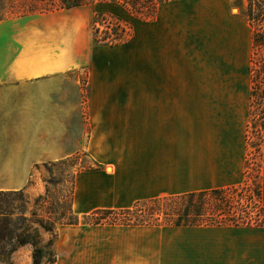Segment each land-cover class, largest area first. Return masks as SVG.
<instances>
[{
	"label": "crops",
	"instance_id": "1",
	"mask_svg": "<svg viewBox=\"0 0 264 264\" xmlns=\"http://www.w3.org/2000/svg\"><path fill=\"white\" fill-rule=\"evenodd\" d=\"M115 5L101 9L120 13ZM96 14L87 4L0 21V164L26 165L24 178L32 165L84 155L93 168L76 177L73 210L85 216L237 185L248 123L239 86L247 91L254 45L247 0H166L114 46L97 42ZM184 63H207L214 91H185ZM231 232L97 225L77 236L75 225L56 264H248V237ZM254 239L250 261L261 264Z\"/></svg>",
	"mask_w": 264,
	"mask_h": 264
},
{
	"label": "rangeland",
	"instance_id": "2",
	"mask_svg": "<svg viewBox=\"0 0 264 264\" xmlns=\"http://www.w3.org/2000/svg\"><path fill=\"white\" fill-rule=\"evenodd\" d=\"M158 1L159 0H87L88 6H90L93 11L97 12L94 35L96 28H100L102 32L108 31L112 33L113 28L120 25L127 32V39L131 34V21L154 17L157 11V9L154 11V5ZM107 2L118 4V6H115L119 9L120 13L118 12L113 15L102 10L101 8L107 5ZM60 4L61 0H6V2L0 3V19L8 20L26 14L27 16L28 14H38L44 8L53 9ZM159 5L160 4H158V6ZM31 6L35 7V9L30 11L29 8ZM253 9L257 13L254 4ZM99 13L103 15L98 16ZM250 22L254 28V32L258 30L260 34L264 35V18L258 22ZM184 64L185 91H214L212 84L208 82L207 63ZM263 65L264 44L261 43V45L257 46L253 45L251 63H249L247 93L242 86H239V90L241 93H245L247 98L246 118L248 123L243 142L244 152L241 178L237 185L243 184L247 180H249V184H253L255 181L259 182L264 203V134L259 135L258 132H253L254 129L252 127L248 132V125L252 121L249 100L253 85L252 78ZM142 71L143 63H136L137 91L144 90ZM258 81L264 84V73L258 77ZM228 87L229 89L227 88L225 90H232V86ZM233 87L236 88L238 85H233ZM262 88H264V85H262ZM258 129H261L259 125ZM16 133L14 126L8 127L7 131L4 132L7 138L2 145L4 149H13ZM92 168V165L82 154L71 157L68 161L63 163L47 162L32 165L29 174L27 176L25 175V177H27L26 187L21 190H15L25 179V177L19 178V176H23L26 165L17 163L0 164V264H32V245L19 244L17 242V235H22L31 243L38 242L43 246L45 248V254L42 264H50L49 259H52L54 255L57 257V245L67 236L66 234L71 226H75L70 224L71 222H75L77 223L76 225H78L79 233L77 236L82 234L83 231L94 227L90 219H85V215H78L73 210L76 177L80 172L88 171ZM40 221L51 230L48 231L43 229L40 225ZM225 227H230L232 229L230 234L233 237L237 235H246L248 237V264H251L250 260L252 254L250 253V248L254 246L252 243L257 241L254 239L256 237L260 239L258 241L264 242V226ZM234 228H241V230L240 232L235 231ZM166 236L170 241L181 236L188 238L191 235L187 233L179 234L177 232H168ZM49 242H53V245L50 246ZM262 261L263 263L261 264H264L263 258Z\"/></svg>",
	"mask_w": 264,
	"mask_h": 264
},
{
	"label": "trees",
	"instance_id": "3",
	"mask_svg": "<svg viewBox=\"0 0 264 264\" xmlns=\"http://www.w3.org/2000/svg\"><path fill=\"white\" fill-rule=\"evenodd\" d=\"M164 1L166 0L156 2L154 11L158 4ZM1 2L4 3L6 0H0ZM87 4V0H61V4L56 8H44L39 13L68 10ZM253 4L256 6L257 13L253 9ZM34 9L33 6L29 8L30 11ZM263 9L264 0H248L250 21L258 22L263 19ZM101 15L103 14H98V16ZM23 16H27V14L20 17ZM112 31V33L102 32L100 28H96L95 38L101 45L114 46L121 44L127 37V32L120 25H117ZM261 43L264 44V35L255 30L254 45H261ZM262 73H264V65L260 70H257L256 75L252 78L253 85L249 96L252 121L248 125V132L252 127L253 132H258L259 135L264 134V88H262L264 84L258 81V77ZM258 125L261 129H258ZM69 159L59 161V163ZM84 218L90 219L93 226L263 227L264 203L260 183L255 181L253 184H249V180H247L243 184L227 188L138 201L125 209L96 210ZM70 224L76 225L77 223L71 222ZM40 225L45 230H51L42 221H40ZM16 237L19 244L32 245V264H42L45 248L38 242L31 243L22 235ZM49 245H53V242H49ZM49 262L56 264L57 257L54 255L52 259H49Z\"/></svg>",
	"mask_w": 264,
	"mask_h": 264
}]
</instances>
